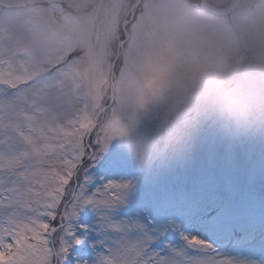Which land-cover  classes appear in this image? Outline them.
Returning <instances> with one entry per match:
<instances>
[{
    "label": "snow or ice",
    "instance_id": "6c2138e0",
    "mask_svg": "<svg viewBox=\"0 0 264 264\" xmlns=\"http://www.w3.org/2000/svg\"><path fill=\"white\" fill-rule=\"evenodd\" d=\"M157 7L0 0V264H264V140L129 154L121 93Z\"/></svg>",
    "mask_w": 264,
    "mask_h": 264
},
{
    "label": "rangeland",
    "instance_id": "374dc122",
    "mask_svg": "<svg viewBox=\"0 0 264 264\" xmlns=\"http://www.w3.org/2000/svg\"><path fill=\"white\" fill-rule=\"evenodd\" d=\"M156 3L158 24L119 104L132 158L156 164L209 132L264 140V0H240L226 16L200 10L198 0ZM250 112L261 116L252 127Z\"/></svg>",
    "mask_w": 264,
    "mask_h": 264
},
{
    "label": "water",
    "instance_id": "95a60500",
    "mask_svg": "<svg viewBox=\"0 0 264 264\" xmlns=\"http://www.w3.org/2000/svg\"><path fill=\"white\" fill-rule=\"evenodd\" d=\"M239 1L240 0H233L231 5L226 9H217L211 6L209 3H207L206 0H199V4H200V7L205 11H208L218 16H225V15L230 14L237 7V5L239 4Z\"/></svg>",
    "mask_w": 264,
    "mask_h": 264
},
{
    "label": "clouds",
    "instance_id": "9594fccd",
    "mask_svg": "<svg viewBox=\"0 0 264 264\" xmlns=\"http://www.w3.org/2000/svg\"><path fill=\"white\" fill-rule=\"evenodd\" d=\"M260 118L261 116H258L255 112H250L248 118L245 121V124L248 127H252L255 125L256 121Z\"/></svg>",
    "mask_w": 264,
    "mask_h": 264
}]
</instances>
